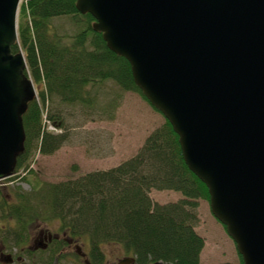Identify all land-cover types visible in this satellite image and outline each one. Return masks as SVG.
Instances as JSON below:
<instances>
[{
	"label": "water",
	"instance_id": "water-1",
	"mask_svg": "<svg viewBox=\"0 0 264 264\" xmlns=\"http://www.w3.org/2000/svg\"><path fill=\"white\" fill-rule=\"evenodd\" d=\"M21 2L0 0V179L13 175L26 139L22 116L36 95L23 52L13 51ZM76 7L94 17V31L128 60L135 84L171 123L243 263L264 264V0Z\"/></svg>",
	"mask_w": 264,
	"mask_h": 264
},
{
	"label": "trees",
	"instance_id": "trees-1",
	"mask_svg": "<svg viewBox=\"0 0 264 264\" xmlns=\"http://www.w3.org/2000/svg\"><path fill=\"white\" fill-rule=\"evenodd\" d=\"M76 4L77 0H24L20 6L19 41L13 51L23 52L25 74L37 96L22 116L26 139L13 174L27 170L29 178L23 180L32 190L18 189L16 203L0 193L1 219L7 224L5 232L0 229L3 242L7 248L18 246L34 222H55L60 231L87 237L101 255L105 246L114 244L133 255L137 264H201L205 240L195 228L199 201L210 203V194L187 166L179 136L165 117L138 153L115 168L57 184L42 182L30 169L36 151L50 156L70 140V109L93 116L100 96L107 95L108 82L118 88L101 109L109 120H114L124 93L139 94L149 103L135 84L128 60L108 48L103 34L93 29L94 17L81 14ZM60 19L70 21L74 31L56 25ZM45 115L61 134L44 131ZM153 190L178 192L182 199L160 205L150 197Z\"/></svg>",
	"mask_w": 264,
	"mask_h": 264
},
{
	"label": "rangeland",
	"instance_id": "rangeland-1",
	"mask_svg": "<svg viewBox=\"0 0 264 264\" xmlns=\"http://www.w3.org/2000/svg\"><path fill=\"white\" fill-rule=\"evenodd\" d=\"M66 22L65 19L55 20V24L60 25L63 30L73 32V25L70 21L69 24ZM107 85V95L100 96L97 108L92 112L93 116L85 117L81 109L69 110L71 113L66 115V120L71 127L68 129L71 137L59 151L50 156H43L39 151L34 153L30 169L34 170L35 177L44 183L57 184L76 180L88 173L115 168L133 158L147 137L164 124L165 118L162 114L155 111L139 94L131 92L123 94L118 109L113 113L114 120H109L108 114L103 113L101 109L105 102L111 101L112 94L118 88L113 82H108ZM44 131L61 134L59 130L49 129L46 120ZM27 173V170L22 169L17 173V177L13 176L10 180L0 182V193L8 201L15 199L14 193L19 190L21 193L31 192L30 183L23 180V177H28ZM150 197L153 202L160 205L175 203L182 199L181 194L174 191L153 190ZM2 202L0 200V206ZM198 217L199 224L195 229L205 240L201 264H240L234 241L223 225L214 218L208 201H199ZM2 224L6 223L2 221ZM58 227L59 224L55 222L49 224L37 222L32 226V230L37 228V232L45 229L57 231ZM2 241L1 238L0 246L4 244ZM82 241L87 242L86 238ZM105 251L110 262H116L119 257L126 254L120 246L114 244L105 246Z\"/></svg>",
	"mask_w": 264,
	"mask_h": 264
},
{
	"label": "flooded vegetation",
	"instance_id": "flooded-vegetation-1",
	"mask_svg": "<svg viewBox=\"0 0 264 264\" xmlns=\"http://www.w3.org/2000/svg\"><path fill=\"white\" fill-rule=\"evenodd\" d=\"M17 175V173L14 174V177ZM9 202L17 201L11 199ZM36 223L28 227V231L25 232L26 237L20 245L11 248H7L5 244L0 246V264H120L122 260L133 257V255L124 254L116 262H110L105 248L102 255L93 251L84 235L73 237L70 232L60 231V227L57 231L45 229L37 232V228L33 231L32 226ZM0 225V229L3 232L6 231L7 224H2L1 217ZM83 238H86V243L82 241Z\"/></svg>",
	"mask_w": 264,
	"mask_h": 264
},
{
	"label": "built area",
	"instance_id": "built-area-1",
	"mask_svg": "<svg viewBox=\"0 0 264 264\" xmlns=\"http://www.w3.org/2000/svg\"><path fill=\"white\" fill-rule=\"evenodd\" d=\"M44 117H45V120H46L47 127L49 129H51V130H57L51 123H49V121L47 120L46 115Z\"/></svg>",
	"mask_w": 264,
	"mask_h": 264
},
{
	"label": "crops",
	"instance_id": "crops-1",
	"mask_svg": "<svg viewBox=\"0 0 264 264\" xmlns=\"http://www.w3.org/2000/svg\"><path fill=\"white\" fill-rule=\"evenodd\" d=\"M201 260H202V257H201Z\"/></svg>",
	"mask_w": 264,
	"mask_h": 264
}]
</instances>
